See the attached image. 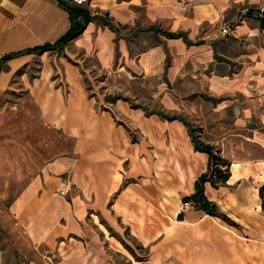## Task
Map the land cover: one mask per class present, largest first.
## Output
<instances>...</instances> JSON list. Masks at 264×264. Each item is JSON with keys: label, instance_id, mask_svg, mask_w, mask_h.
Here are the masks:
<instances>
[{"label": "crops", "instance_id": "obj_1", "mask_svg": "<svg viewBox=\"0 0 264 264\" xmlns=\"http://www.w3.org/2000/svg\"><path fill=\"white\" fill-rule=\"evenodd\" d=\"M263 4L91 0L79 12L0 0V90L20 72L35 126L73 141L12 205L36 253L114 264L104 242L127 234L142 253L133 247L126 264H264ZM75 22L83 31L62 47L3 61L56 43ZM196 143L231 162L227 183L207 182L205 194L234 225L182 211L208 169Z\"/></svg>", "mask_w": 264, "mask_h": 264}, {"label": "rangeland", "instance_id": "obj_2", "mask_svg": "<svg viewBox=\"0 0 264 264\" xmlns=\"http://www.w3.org/2000/svg\"><path fill=\"white\" fill-rule=\"evenodd\" d=\"M94 64L95 61L91 59L86 68L96 72ZM94 72L88 77V87L95 88ZM10 84L0 90V264H57L59 254L55 253V258L48 260L47 257L53 254L42 256L31 248L25 231L16 222L12 205L25 186L40 173L43 165L71 150L73 141L58 138L45 128L35 126L36 113L30 107L29 95L18 88L20 72L11 78ZM148 84L149 89H153L154 85ZM142 96L149 100L152 91L143 92ZM115 238L111 240L112 245L104 242L114 264H126V258L135 254L134 250L140 258L142 251L139 245L127 234L124 235L125 240L118 236Z\"/></svg>", "mask_w": 264, "mask_h": 264}, {"label": "trees", "instance_id": "obj_3", "mask_svg": "<svg viewBox=\"0 0 264 264\" xmlns=\"http://www.w3.org/2000/svg\"><path fill=\"white\" fill-rule=\"evenodd\" d=\"M65 6L71 10L79 11L76 9L75 6L72 5H65ZM83 29H84V23L75 22L73 27L56 43L44 44L9 54L3 57V61L25 53L40 52L49 49L60 48L67 41L78 36L83 31ZM195 146L197 150L204 151L209 154L208 169L206 172L202 173L199 176V178L196 180L194 185L195 192L192 196L185 198V202H190L191 207L194 209L202 210L209 215L218 216L226 220L230 224L234 225L235 222L231 220L225 213H223L219 209L217 203H215L214 201H210L205 194V184L207 182H210L211 185L214 187H220L227 183L231 174L230 173L231 162L225 159L224 157H222L220 152L216 150L213 146L205 145L202 143H196ZM260 196L262 198L263 201L262 206L264 208V185L261 186L260 188ZM179 217L182 218L183 215H180Z\"/></svg>", "mask_w": 264, "mask_h": 264}, {"label": "built area", "instance_id": "obj_4", "mask_svg": "<svg viewBox=\"0 0 264 264\" xmlns=\"http://www.w3.org/2000/svg\"><path fill=\"white\" fill-rule=\"evenodd\" d=\"M60 1L67 5L83 6L89 3L91 0H60ZM261 1L264 3V0H261ZM258 14L260 17H264V4L260 6ZM223 31L226 32L227 29H223ZM189 207H191V203L184 202L182 206V211L188 209ZM47 258L48 260L49 259L52 260L53 258H55V254L48 256Z\"/></svg>", "mask_w": 264, "mask_h": 264}, {"label": "bare ground", "instance_id": "obj_5", "mask_svg": "<svg viewBox=\"0 0 264 264\" xmlns=\"http://www.w3.org/2000/svg\"><path fill=\"white\" fill-rule=\"evenodd\" d=\"M182 127V126H181ZM182 131V130H181Z\"/></svg>", "mask_w": 264, "mask_h": 264}]
</instances>
